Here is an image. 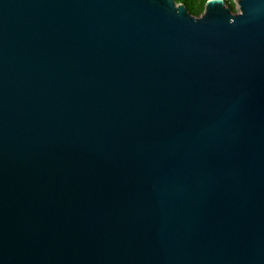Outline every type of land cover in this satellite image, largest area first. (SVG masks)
<instances>
[{"label": "water", "instance_id": "95a60500", "mask_svg": "<svg viewBox=\"0 0 264 264\" xmlns=\"http://www.w3.org/2000/svg\"><path fill=\"white\" fill-rule=\"evenodd\" d=\"M0 0V264H264V0Z\"/></svg>", "mask_w": 264, "mask_h": 264}, {"label": "trees", "instance_id": "16d2710c", "mask_svg": "<svg viewBox=\"0 0 264 264\" xmlns=\"http://www.w3.org/2000/svg\"><path fill=\"white\" fill-rule=\"evenodd\" d=\"M207 0H175L176 3H181L185 5L187 10L193 15V16H200L203 13L205 2ZM225 5L231 8V11L235 13L236 11V0H224Z\"/></svg>", "mask_w": 264, "mask_h": 264}, {"label": "rangeland", "instance_id": "374dc122", "mask_svg": "<svg viewBox=\"0 0 264 264\" xmlns=\"http://www.w3.org/2000/svg\"><path fill=\"white\" fill-rule=\"evenodd\" d=\"M237 0L235 1V4H236V11H235V13H238L239 12V9H238V5H237Z\"/></svg>", "mask_w": 264, "mask_h": 264}]
</instances>
